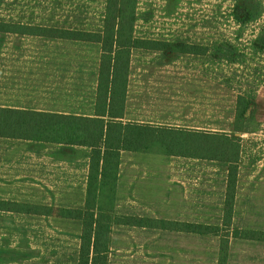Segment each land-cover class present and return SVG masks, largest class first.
I'll use <instances>...</instances> for the list:
<instances>
[{
	"label": "crops",
	"instance_id": "0c3cea01",
	"mask_svg": "<svg viewBox=\"0 0 264 264\" xmlns=\"http://www.w3.org/2000/svg\"><path fill=\"white\" fill-rule=\"evenodd\" d=\"M164 42L169 43V41ZM101 57L0 56V109L97 117L96 99ZM183 57L128 56L124 106L120 122L196 134H225L223 118L226 112L231 111L219 104L216 107V102H229V87H225L227 91L222 92L220 87L224 86L215 82L213 66L206 70L191 68L192 64L184 63ZM20 80L24 87L19 86ZM219 89L222 95L228 94V96H216V91ZM236 102L237 100L235 106ZM113 110L117 109L113 108ZM218 117L219 119H216ZM218 123L221 128H216ZM230 133L232 132L228 135H232ZM38 145H45L42 150L51 152L45 153V156L53 162V167L61 165L54 164L60 156H63V162H72V170L67 171V175L62 178L64 182L68 180L69 173L70 178L78 173L80 175L83 167L75 164L85 166L82 181L81 177L79 178L81 183L79 186L74 188L66 184L55 194L60 195L64 192L63 189H71L72 194L67 193L66 190V198L59 203L68 206L66 208L69 209L75 206L82 207L86 197L89 161L87 148L83 147L65 146L66 149L61 151L60 145L0 138V196L1 191L5 189V192L12 193L11 202L18 205L49 207L47 204H59L49 200V195L36 201L33 200L37 198L36 196L23 197V192L26 191L22 186L21 178L27 177L24 174H30L33 178L31 168L24 165V160L39 156ZM64 152H67V155H62ZM81 154L82 161H78L76 158H80ZM6 164L21 174L13 178L10 188L1 175L5 173L3 165ZM220 165L213 161L141 152H121L114 211L118 215L182 220V216L178 214L162 215V210L173 204L168 197L177 194L183 197L187 193L200 197L199 191L206 184L205 189L214 200H208V208L206 202L196 201L195 205L198 209H207L205 213L195 212L190 219L216 220L220 224L223 218L228 176L226 166ZM257 169L249 166L237 168L232 227L241 231L264 232V224L255 222L262 220L264 215V199H260L263 192L258 187L257 179L260 170ZM39 173L41 172L34 176ZM251 174L254 178L250 180ZM262 181L264 184V177ZM178 183L189 184L185 194L176 192L179 188ZM150 189L159 190L157 203L151 204L147 198ZM3 201L9 200L3 199ZM154 206L159 207L158 214L148 215V209ZM34 217L38 219H32ZM55 220V216H31L0 211V264H56V260L61 258L55 255ZM235 221L238 222L237 226ZM63 241L64 246L69 247L70 239ZM234 245H237L239 259L242 260V256L248 257L251 264L255 261L257 249L264 245V242L231 238L227 264ZM66 249H69L70 253L71 248ZM111 252H113L112 244L110 264Z\"/></svg>",
	"mask_w": 264,
	"mask_h": 264
},
{
	"label": "rangeland",
	"instance_id": "374dc122",
	"mask_svg": "<svg viewBox=\"0 0 264 264\" xmlns=\"http://www.w3.org/2000/svg\"><path fill=\"white\" fill-rule=\"evenodd\" d=\"M107 4L108 0H0V56H102L99 43L15 32H24V29H26L25 32H29L30 29L27 28L36 30L44 28L102 36L108 24ZM133 37L138 40L169 41L171 44L206 48L205 55L163 53L133 48L129 56H184V63L192 64L191 68L206 70L213 66L215 82L224 86L220 87L222 92L227 91L225 87H229L228 91H230L228 103L216 102V107L219 104L231 111L226 112L227 116L223 118V126L226 127L224 135L239 146L237 164L240 169L249 166L260 170L257 176L258 187L263 192L260 199H264L262 181L264 177V0H135ZM19 86L24 87L21 80ZM220 92V89L217 90L216 96H228ZM235 100L248 107L243 119L235 120L237 112ZM217 127L221 128V125L218 123ZM229 132H232L230 133L232 135H228ZM38 146L39 156L24 160V165L31 168L33 178L30 174H24L27 177L21 178L22 186L26 191L23 192V197L36 196L37 198L33 199L36 201L49 195V200L54 203L62 202L67 193L72 194V190L63 189L62 194H55L66 184L74 188L79 186L84 176L82 172L85 166L75 164V166L83 167L80 175L78 173L70 178L69 173L68 180L64 182L62 178L67 175V171L72 170V162H63L64 158L60 156L54 164L61 165L53 167V162L45 156V153L51 152L42 150L45 145ZM59 147L62 151L68 146L60 145ZM89 154L87 148L88 158ZM62 155H67V152ZM76 159L82 161V154ZM3 166L5 173L1 175L10 188L13 178L21 174L8 164ZM38 172L41 173L34 176ZM253 178L251 174L250 180ZM188 185L178 183L179 188L176 192L185 194ZM203 187L199 191L200 197L189 193L183 197L179 194L168 197L173 204L162 210V215L178 214L182 216V220L164 221L219 225L216 220L190 219L195 212L205 213L209 206L208 200H214L206 191V184ZM158 191L149 190L147 198L151 204L158 202ZM0 198L2 199L0 202L18 205L11 202L13 201L12 193L5 192V189L1 191ZM3 199L9 201H3ZM196 201L206 202L207 208L198 209L195 205ZM47 205L49 207L44 208L53 210L68 207L60 203ZM82 207L75 206L70 209ZM19 208L23 209V207ZM158 208V206L150 207L147 214L157 215ZM51 216L56 217L54 221L56 224L55 255L61 258L56 260V264H75L80 244V223L59 218L55 214ZM262 217V220L255 222L264 224V215ZM234 223L235 226L238 225V222ZM112 236L114 238L111 237L113 246L111 264L217 263L219 246L217 237L122 226L114 227ZM67 238L70 239V253L69 249H66L69 247L64 246L63 239ZM236 247L237 245H234L228 264H250L248 257L242 256V260L239 259ZM251 264H264V245L257 249L255 261Z\"/></svg>",
	"mask_w": 264,
	"mask_h": 264
},
{
	"label": "trees",
	"instance_id": "16d2710c",
	"mask_svg": "<svg viewBox=\"0 0 264 264\" xmlns=\"http://www.w3.org/2000/svg\"><path fill=\"white\" fill-rule=\"evenodd\" d=\"M134 6L135 0H108V24L102 36L44 28L40 30L27 28L30 29L29 32H25L26 29L23 30L24 32H15L101 44L102 57L96 99L97 117L0 109L2 139L85 147L90 152L86 197L81 209L53 210L28 204L15 206L0 202V211L37 216L55 214L62 219L78 221L81 234L75 264H110L112 230L119 226L217 237L219 246L216 264H227L231 238L264 242V232L232 228L239 146L224 134H196L123 124L119 120L123 114L128 56L131 49L205 55L206 48L135 39L133 37ZM113 108L117 110L114 111ZM247 110L248 107L238 101L235 120L243 119ZM121 152L216 161L225 165L228 176L221 223L202 225L116 214L114 205Z\"/></svg>",
	"mask_w": 264,
	"mask_h": 264
}]
</instances>
